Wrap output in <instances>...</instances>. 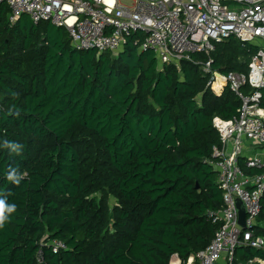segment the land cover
<instances>
[{
    "label": "trees",
    "instance_id": "16d2710c",
    "mask_svg": "<svg viewBox=\"0 0 264 264\" xmlns=\"http://www.w3.org/2000/svg\"><path fill=\"white\" fill-rule=\"evenodd\" d=\"M10 14L0 2V198L16 205L0 228V264H171L206 249L222 225L208 212L224 202L213 120L242 101L208 86L200 63L247 74L260 44L230 37L161 67L139 50L141 33L118 52L78 50L65 27ZM255 234L264 236V196ZM256 257L264 248L237 247L234 261Z\"/></svg>",
    "mask_w": 264,
    "mask_h": 264
},
{
    "label": "built area",
    "instance_id": "2783aa9c",
    "mask_svg": "<svg viewBox=\"0 0 264 264\" xmlns=\"http://www.w3.org/2000/svg\"><path fill=\"white\" fill-rule=\"evenodd\" d=\"M11 8L10 22L23 14L35 23L51 21L65 27L78 50L118 52L128 38L139 50H152L162 66L193 61L197 52L210 53L216 41L236 37L260 44L247 74L222 73L214 59L201 62L208 86L221 93L227 86L241 99L238 114L229 119L215 116L214 127L221 137L213 150L214 168L223 192V207L209 211L213 222H222L209 246L186 262L175 254L171 264H235L237 247L264 248V236L255 234L264 196V0H0ZM250 85L254 90L245 91ZM248 151V152H247ZM260 173L247 174L241 160ZM246 208V226L239 222L236 200ZM65 247L56 241L54 250ZM245 264H264L256 257Z\"/></svg>",
    "mask_w": 264,
    "mask_h": 264
},
{
    "label": "clouds",
    "instance_id": "9594fccd",
    "mask_svg": "<svg viewBox=\"0 0 264 264\" xmlns=\"http://www.w3.org/2000/svg\"><path fill=\"white\" fill-rule=\"evenodd\" d=\"M5 148L10 149L12 152L19 153L22 150V145L5 141ZM7 179L15 184L20 183L21 177L17 175L15 169H12L7 174ZM16 211V205L6 202V198H0V228H3L10 220L11 215Z\"/></svg>",
    "mask_w": 264,
    "mask_h": 264
},
{
    "label": "water",
    "instance_id": "95a60500",
    "mask_svg": "<svg viewBox=\"0 0 264 264\" xmlns=\"http://www.w3.org/2000/svg\"><path fill=\"white\" fill-rule=\"evenodd\" d=\"M197 188H199V185H197ZM237 207H238V212H239V222L240 224L245 227L246 226V208L244 203L240 200H236Z\"/></svg>",
    "mask_w": 264,
    "mask_h": 264
},
{
    "label": "crops",
    "instance_id": "0c3cea01",
    "mask_svg": "<svg viewBox=\"0 0 264 264\" xmlns=\"http://www.w3.org/2000/svg\"><path fill=\"white\" fill-rule=\"evenodd\" d=\"M248 152V151H247Z\"/></svg>",
    "mask_w": 264,
    "mask_h": 264
}]
</instances>
